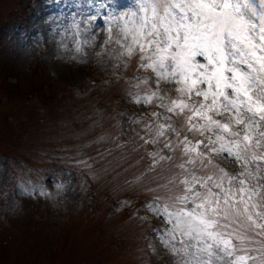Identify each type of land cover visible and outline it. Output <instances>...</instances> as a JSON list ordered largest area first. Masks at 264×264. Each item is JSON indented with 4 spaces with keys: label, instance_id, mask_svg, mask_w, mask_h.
I'll list each match as a JSON object with an SVG mask.
<instances>
[{
    "label": "snow or ice",
    "instance_id": "snow-or-ice-1",
    "mask_svg": "<svg viewBox=\"0 0 264 264\" xmlns=\"http://www.w3.org/2000/svg\"><path fill=\"white\" fill-rule=\"evenodd\" d=\"M70 27L89 46L103 33L96 55L132 69L126 99L137 110L121 133L148 161L150 183L129 186L160 221L137 216L149 251L159 245L167 264H264V0L103 3Z\"/></svg>",
    "mask_w": 264,
    "mask_h": 264
},
{
    "label": "rangeland",
    "instance_id": "rangeland-1",
    "mask_svg": "<svg viewBox=\"0 0 264 264\" xmlns=\"http://www.w3.org/2000/svg\"><path fill=\"white\" fill-rule=\"evenodd\" d=\"M103 3L132 6L36 0L35 17L28 0H0V264H150L149 232L137 220L147 197L129 186L137 177L150 183L148 161L121 133L137 110L126 99L132 72L96 55L103 33L89 46L70 27ZM21 185H43L54 198ZM152 256L167 264L161 247Z\"/></svg>",
    "mask_w": 264,
    "mask_h": 264
},
{
    "label": "trees",
    "instance_id": "trees-1",
    "mask_svg": "<svg viewBox=\"0 0 264 264\" xmlns=\"http://www.w3.org/2000/svg\"><path fill=\"white\" fill-rule=\"evenodd\" d=\"M94 188V187H93Z\"/></svg>",
    "mask_w": 264,
    "mask_h": 264
}]
</instances>
